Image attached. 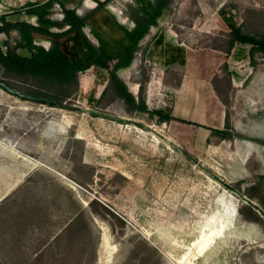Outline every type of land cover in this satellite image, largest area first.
Segmentation results:
<instances>
[{"label": "rangeland", "instance_id": "374dc122", "mask_svg": "<svg viewBox=\"0 0 264 264\" xmlns=\"http://www.w3.org/2000/svg\"><path fill=\"white\" fill-rule=\"evenodd\" d=\"M29 1L45 0H0V15L34 24L24 10ZM67 5L80 15L95 8L85 0ZM134 6L112 0L106 8L133 28ZM62 14L56 3L53 19ZM226 20L264 36V0H171L159 24L187 49V68L150 60L144 44L119 71L129 87L143 84L150 109L172 107L169 123L130 112L111 90L99 104L109 72L98 67L79 73L78 88L63 102L98 113L26 101L0 87V264H97L101 228L116 246L110 264H264V152L253 150L264 147V55L239 43L230 49ZM19 37L1 33L0 47L6 51L4 42L15 46ZM35 43L51 46L40 35ZM0 79L26 94L37 89L1 63ZM49 123L65 131L47 132ZM227 124L243 138L208 129ZM51 179L86 212L74 238L59 246L53 241L77 206Z\"/></svg>", "mask_w": 264, "mask_h": 264}, {"label": "trees", "instance_id": "16d2710c", "mask_svg": "<svg viewBox=\"0 0 264 264\" xmlns=\"http://www.w3.org/2000/svg\"><path fill=\"white\" fill-rule=\"evenodd\" d=\"M70 0H45L29 1L25 5V14L35 17L37 25L27 20H11L8 14L0 15V34H10L12 31L19 33V39L15 46L9 41L4 45L7 50L0 47V63L10 73L20 77H30L35 80L37 89L28 94L37 97H48L64 102L70 98L79 86V73H84L92 67H98L109 72V80L106 88L101 93L98 103L111 90L114 99L123 100L128 110L134 114H147L151 118H157L161 123H169L175 119L172 111L167 113L151 110L143 93V84L140 85L138 95H134L127 83L119 75V71L130 68L134 61L135 52L139 43L150 32L152 26L159 23L164 11L171 0H135V6L131 8L130 18L134 27L129 28L122 24L111 13L106 5L112 0H92L96 7L85 15H78L77 10L67 5ZM83 0H80V4ZM58 3L62 7L63 18L53 19V8ZM224 16V12L220 11ZM231 28V48L236 43L251 46V55L260 52L264 55V36L245 33L241 26L226 20ZM90 28V33L98 44L94 43L84 29ZM57 28V31L53 29ZM118 30V38H110V33ZM42 36L51 42L49 48L36 44V36ZM26 50L22 54L19 50ZM39 86V87H38ZM12 87V86H11ZM188 122V121H186ZM195 124L192 122H188ZM196 125V124H195ZM212 134L228 138L235 135L243 138L241 134L231 133L229 124L226 129L210 128ZM62 191L70 195L72 203L77 206L73 214L72 224L63 230L54 239V245H61L65 236L73 239V233L77 231V225L86 217L85 209L74 198L72 191L67 190L61 183L50 180ZM230 188L229 185H226ZM93 213H98L94 203H90ZM254 218L257 219L256 207L250 205ZM31 213L33 208H29ZM99 214V213H98ZM68 234V235H65ZM70 246V243H69ZM154 253L156 249L149 245ZM40 255L36 256V260Z\"/></svg>", "mask_w": 264, "mask_h": 264}, {"label": "crops", "instance_id": "0c3cea01", "mask_svg": "<svg viewBox=\"0 0 264 264\" xmlns=\"http://www.w3.org/2000/svg\"><path fill=\"white\" fill-rule=\"evenodd\" d=\"M85 29H84V31H85ZM88 30H90L89 27L87 28V31ZM91 36L94 38V36L92 34H91ZM144 44H145L146 56L150 60H152V61L159 60L166 67L181 66L185 69L187 68L188 62L190 60V56H189L187 49H185L184 47H181L180 44L175 42V39L173 38L172 34L168 30L161 27V25L159 23L156 26L151 27L150 32L139 43L138 48ZM138 48H137V50H138ZM137 50H136V52H137ZM136 52H135V54H136ZM127 69H129V68H127ZM187 72L188 71L185 70V74L183 75V80H182L181 86L184 85V81L187 78ZM122 78L130 86V82H127L126 81L127 79L125 77H122ZM129 88L133 92L134 95H136V96L138 95L139 84L134 83L133 86L129 87ZM183 94H185V93H183ZM181 99L184 100V96H181ZM171 109H172V107L170 106V108H168V109L167 108H160V109H151V110H156V111H161V112L167 113ZM205 118H207V117H205ZM184 121L195 123L197 126H203L200 123L193 122V121L188 120V119H186ZM211 128H213V127H211ZM208 129L210 130V128H208Z\"/></svg>", "mask_w": 264, "mask_h": 264}, {"label": "bare ground", "instance_id": "6f19581e", "mask_svg": "<svg viewBox=\"0 0 264 264\" xmlns=\"http://www.w3.org/2000/svg\"><path fill=\"white\" fill-rule=\"evenodd\" d=\"M89 3L93 4V2H91L90 0H89ZM45 130L47 132L54 131V130H60V132H61V131H65V127L63 125L59 124V123H49ZM253 150L256 153L261 154L262 152H264V147H262V146H259V147L254 146ZM233 212H234V214L231 215V220L234 219L233 217L235 215V209H234ZM97 223H98V220H97ZM101 230H103L104 233L102 232V235H104V236H102V238H101L98 262H99V264H110V262H112L113 252L115 251L116 246L109 243V238L107 237V233L105 232V229L101 228ZM191 246L188 247L187 249L192 251V247ZM98 262H97V264H98Z\"/></svg>", "mask_w": 264, "mask_h": 264}, {"label": "water", "instance_id": "95a60500", "mask_svg": "<svg viewBox=\"0 0 264 264\" xmlns=\"http://www.w3.org/2000/svg\"><path fill=\"white\" fill-rule=\"evenodd\" d=\"M88 31L90 32V30H88ZM0 87L5 89L6 91H8L10 94H12L16 97H19L23 100H26V101H32L35 103L46 104V105H49L52 107H59V108H63V109L78 110V111H82V112H86V113H98L97 111H95L93 109L78 107L76 105H67L66 103H63V102L57 101V100H53V99L48 98V97H37V96L31 95V94L23 93L22 91L14 89L13 87H11L7 82L3 81L2 79H0Z\"/></svg>", "mask_w": 264, "mask_h": 264}, {"label": "clouds", "instance_id": "9594fccd", "mask_svg": "<svg viewBox=\"0 0 264 264\" xmlns=\"http://www.w3.org/2000/svg\"><path fill=\"white\" fill-rule=\"evenodd\" d=\"M85 7H95V5H94V4H90V3H89V0H85ZM77 14L79 15V14H81V13L78 11Z\"/></svg>", "mask_w": 264, "mask_h": 264}, {"label": "built area", "instance_id": "2783aa9c", "mask_svg": "<svg viewBox=\"0 0 264 264\" xmlns=\"http://www.w3.org/2000/svg\"><path fill=\"white\" fill-rule=\"evenodd\" d=\"M63 14H62V18H63ZM33 23L35 24V25H37V23H36V19H34V21H33Z\"/></svg>", "mask_w": 264, "mask_h": 264}, {"label": "flooded vegetation", "instance_id": "af4514ba", "mask_svg": "<svg viewBox=\"0 0 264 264\" xmlns=\"http://www.w3.org/2000/svg\"><path fill=\"white\" fill-rule=\"evenodd\" d=\"M258 142H259L260 144L264 145V141H261V140H260V141H258Z\"/></svg>", "mask_w": 264, "mask_h": 264}]
</instances>
